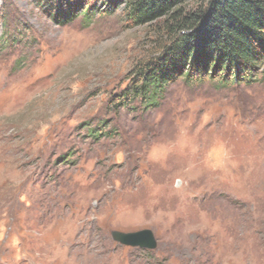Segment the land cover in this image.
Returning <instances> with one entry per match:
<instances>
[{"label":"rangeland","instance_id":"374dc122","mask_svg":"<svg viewBox=\"0 0 264 264\" xmlns=\"http://www.w3.org/2000/svg\"><path fill=\"white\" fill-rule=\"evenodd\" d=\"M115 1L0 0V264H264V64L117 109L171 39Z\"/></svg>","mask_w":264,"mask_h":264},{"label":"trees","instance_id":"16d2710c","mask_svg":"<svg viewBox=\"0 0 264 264\" xmlns=\"http://www.w3.org/2000/svg\"><path fill=\"white\" fill-rule=\"evenodd\" d=\"M89 1L78 0L59 21L70 23L84 14L92 22L96 7ZM115 2L125 7L136 26L166 19L171 39L160 56L134 69L129 85L110 101L117 109L136 102L145 110L156 108L179 79L191 85L205 81L225 87L252 84L264 64V0ZM90 132L92 138L102 136L100 128Z\"/></svg>","mask_w":264,"mask_h":264},{"label":"water","instance_id":"95a60500","mask_svg":"<svg viewBox=\"0 0 264 264\" xmlns=\"http://www.w3.org/2000/svg\"><path fill=\"white\" fill-rule=\"evenodd\" d=\"M112 238L124 246L141 248L144 250H155L157 248V241L154 233L151 230H142L138 232H112Z\"/></svg>","mask_w":264,"mask_h":264}]
</instances>
